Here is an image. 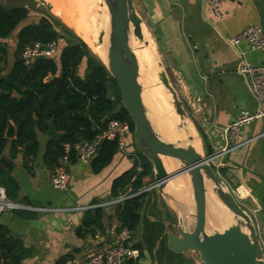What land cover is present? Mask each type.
<instances>
[{"label": "crops", "instance_id": "crops-1", "mask_svg": "<svg viewBox=\"0 0 264 264\" xmlns=\"http://www.w3.org/2000/svg\"><path fill=\"white\" fill-rule=\"evenodd\" d=\"M132 2L136 12L146 16L151 32L155 34L162 65L186 110L188 122L193 128L191 132L196 136L197 153L209 156L222 148H230L217 161V175L228 191L238 193L236 202L251 217L264 254V118L240 127V144L226 138L223 132L240 111L254 113L261 108L252 96L247 80L237 73L240 64L237 51L244 50L245 45L240 43L233 47L231 39L244 27L258 25L261 19L264 22V0H222L219 7L223 17L217 22L211 21L209 10L201 0ZM16 32L0 41L6 51V63L0 64V76L6 75L11 69ZM57 57L58 50L54 59L57 60ZM244 58L253 64L264 65V53L254 51L247 53ZM83 73L84 64H80L76 75L82 78ZM9 125L14 135V127L11 123ZM51 139L48 132L45 135L36 133V153L26 165L20 149L13 158H9L6 145L0 155L11 169L7 172L0 166L17 186L16 197L9 199L13 203L28 207L65 208L108 200L112 198L113 181L132 167L139 171L143 163L139 159L138 164L133 158L134 151L130 147L132 138H127L124 151H116L109 163L97 173L91 171L89 163L83 164L72 159L66 167L67 188L57 192L50 186L52 170L42 160L45 146ZM176 168L166 167L168 173ZM148 172L141 179L142 189L152 182L150 167ZM181 181L189 188L187 179ZM175 186L180 187L179 182L176 181ZM152 194L154 198L161 197L156 191ZM171 195L182 201L173 192ZM147 198L144 200L146 206ZM170 198L165 204L176 220L180 204L173 197ZM184 208L190 210L187 206ZM141 209H145L144 206ZM141 209L138 210L139 222L130 232V238L134 245L138 244L142 264H156L154 255L162 234L171 229L169 226L174 225L175 220L162 224L161 235L159 233L155 237L151 231L149 236H144L147 215L141 213ZM99 212L98 228L93 229L82 226L86 214H39L24 210L2 213L0 226L6 229L9 237L18 240L24 249L30 250L29 256L21 264H57L67 256L86 257L115 242L120 229L115 215L116 208ZM147 220L150 223L153 221L149 216ZM78 228L80 231L76 234ZM150 237L155 238L152 243ZM147 238L149 241H146Z\"/></svg>", "mask_w": 264, "mask_h": 264}, {"label": "trees", "instance_id": "trees-1", "mask_svg": "<svg viewBox=\"0 0 264 264\" xmlns=\"http://www.w3.org/2000/svg\"><path fill=\"white\" fill-rule=\"evenodd\" d=\"M27 15L28 11L22 6H0V41L17 31L11 69L6 75L0 76V155L6 145L9 158H13L20 149L26 165L36 153V133L47 134L51 122L54 131L62 136L51 139L46 144L42 160L53 171L61 154V145L80 140L81 130L85 128L84 117L91 123V135L101 131L109 119L126 123L131 130L132 126L119 105L115 84L105 67L87 49V45L78 39L73 43L62 39L45 17L41 16L37 22L32 23L27 21ZM53 41L58 42L57 60H38L30 67L22 65L19 54L24 46L33 42ZM5 58V46L0 42V64L6 63ZM81 63L84 64L82 78L76 75V69ZM104 119L106 120L103 121ZM9 123L14 127V135L10 140L5 138ZM115 152V141L101 143L89 162L91 171L97 173L109 163ZM138 155L143 162L139 171L132 167L115 179L112 184V198L117 197L126 186L129 187V195L142 189L141 179L149 174V165L139 153ZM70 159L72 161L73 156ZM0 187L4 189L8 199L13 200L16 197L17 186L1 166ZM147 196L146 192L140 193L124 200L116 208L115 215L120 228L133 231L139 222L138 210L145 206L144 200ZM99 218V210L87 212L82 226L86 229L98 228ZM161 229L162 226L152 225L147 220L144 222V236L153 231L156 237ZM153 239L155 238L150 237L151 243ZM147 240L149 241L148 238ZM134 246L139 249L138 244ZM156 251L171 255L162 241ZM29 254L30 250L24 249L18 240L9 237L6 229L0 226V263L21 264ZM62 261L63 259L59 260L57 264H62Z\"/></svg>", "mask_w": 264, "mask_h": 264}, {"label": "water", "instance_id": "water-1", "mask_svg": "<svg viewBox=\"0 0 264 264\" xmlns=\"http://www.w3.org/2000/svg\"><path fill=\"white\" fill-rule=\"evenodd\" d=\"M108 17V35L104 38V31L97 35L96 43L105 48V62L99 60L115 84L119 105L127 114L132 126L131 138L138 153L147 161L152 182L145 187V191L155 189L156 193L166 200L170 196L164 192L170 188L171 181L184 175L187 179L192 212L178 206L181 214H176V224L164 233L165 246L169 253L182 255L191 252L197 255L200 264H264V254L256 235V229L251 217L241 209L230 191L225 187L210 165L209 156H201L190 145L192 137H186L185 147L163 141L153 129L148 118L147 110L142 101V88L139 83V69L136 57L129 47V35L145 47L148 42L143 41L142 21L135 12L132 0H101ZM259 27L264 33V22L259 21ZM158 69L157 78L166 94L169 95L173 111L178 119L175 126L179 131L185 127L187 119L175 91L161 69V65L154 59ZM85 128L81 130V140H87L92 134L90 121L84 117ZM104 119L103 121H105ZM48 134L52 139H58L62 134L56 133L51 122ZM13 131L8 124L5 138L11 139ZM169 158L177 163V169L168 173L161 158ZM0 165L9 172L11 166L0 158ZM207 183L208 187H206ZM210 190L219 205L229 213L231 224L220 232L207 234L205 231L206 191ZM126 186L121 196L128 195ZM181 208L185 209L182 210ZM191 221V228L184 229L183 220ZM78 228L75 233L79 234Z\"/></svg>", "mask_w": 264, "mask_h": 264}, {"label": "built area", "instance_id": "built-area-1", "mask_svg": "<svg viewBox=\"0 0 264 264\" xmlns=\"http://www.w3.org/2000/svg\"><path fill=\"white\" fill-rule=\"evenodd\" d=\"M208 8L211 21H221L223 14L220 10V2L222 0H201ZM240 43L245 45L244 50L237 51L240 59V64L237 73L242 75L248 83L249 90L255 101L261 107L260 110L254 113L240 111L234 120L224 129V135L230 140H235L240 144L238 132L240 127L248 123L264 118V65L253 64L246 61L244 56L247 53L258 51L264 53V33L259 25H249L244 27L239 33L231 39L233 47ZM58 42L49 43L33 42L22 48L19 57L24 67H30L38 60L53 59L58 50ZM132 130L126 123H122L115 119L106 121L105 126L95 135H91L87 140H79L71 144L61 145V154L58 159L57 166L50 174V186L57 192H63L67 188V172L66 167L70 163V157L78 160L83 164L89 163L95 155L98 147L105 141H115L116 151L123 152L126 147V140L130 136ZM230 148H222L212 155H209L210 165L217 174V161ZM139 170V169H138ZM145 188L138 193L121 196L120 194L108 200L97 201L96 203L87 205H74L65 208L56 207H28L19 206L10 201L6 196L4 189L0 187V215L6 211L24 210L39 214H56V213H81L86 214L94 210H104L108 208H116L126 199L132 198L140 193H144ZM234 200L239 195L238 193L230 192ZM235 196V197H234ZM237 201H239L237 199ZM2 264V263H0ZM62 264H142L140 251L137 249L130 238V231L125 227L119 229L116 240L109 246H104L98 251L90 253L86 257H78L74 255L67 256L63 259Z\"/></svg>", "mask_w": 264, "mask_h": 264}, {"label": "bare ground", "instance_id": "bare-ground-1", "mask_svg": "<svg viewBox=\"0 0 264 264\" xmlns=\"http://www.w3.org/2000/svg\"><path fill=\"white\" fill-rule=\"evenodd\" d=\"M45 1L51 4V6L53 7V14H55L66 25L71 27L75 31V33L79 36V38L83 40V42L87 45V47L91 51L92 55H94L98 60L105 62V48L102 45L95 44L97 35L100 31H104L105 39L108 35V17H107L106 9L100 6L99 0H45ZM142 35H143V32H142ZM144 40L145 39H143V41ZM128 44H129L130 49L134 53L137 63H138L139 82L145 86V87L142 86L143 88H146L145 91H142L143 92L142 93L143 104L147 110L148 118L149 116L153 117V115H157L158 111L164 112L167 109V107L164 105V101L162 100V96H163V94L161 93L162 91L159 92L157 90L152 89V86L155 85L154 84L155 83L154 74L151 69L152 48L143 49L142 42L138 43L131 36V33L129 35ZM140 77H141V80H140ZM163 116H166V115L164 114ZM157 121H159V119H157ZM175 123H176L175 119L171 116V118L165 120L164 123L159 122L158 124L157 123L152 124V127L158 129V131H155V132L158 134V136L163 141L170 142V143H176V141L179 140L180 142L177 145L181 147H185L186 137L188 135L192 136L193 138H192V142L190 143V145H192L195 148V150L198 151L199 149L197 148V144H196L197 139H196L195 134L191 132L193 130L191 124H188L186 128L181 127V129L177 131L175 129ZM161 160H162L164 169L166 171L167 169H171L172 166L177 167V163L173 161L172 159L163 157L161 158ZM176 169L174 171H176ZM174 171H172V173ZM182 176H180V178L178 177L177 179H184V178L186 179L185 176L184 177ZM173 181H171L170 184ZM205 185L206 187H208L207 183H205ZM180 193L181 192H179V194ZM187 193H189V191ZM172 197L175 199L177 203L180 204V206L182 205L183 207H185V205H187L185 204L186 199L184 198L182 194L180 195L182 201L176 196H172ZM207 201L212 202L218 209L219 208L224 209L223 206L218 204V202L216 201L215 197L212 195L210 190L207 189L206 204H205L206 216H207V210H208ZM190 207L192 208V204ZM181 209L185 210L183 208ZM178 211H179V214H181V210H178ZM215 217H216V214H215ZM216 219H211L212 220L211 222L214 224L211 223L210 227L214 229L216 228L221 229L222 225L221 223L218 222L219 219L217 221ZM183 227L184 229L191 228V222H188L187 220L185 222V219H184ZM205 230H206V226H205ZM209 230L211 231V229ZM209 230L208 232H210Z\"/></svg>", "mask_w": 264, "mask_h": 264}, {"label": "rangeland", "instance_id": "rangeland-1", "mask_svg": "<svg viewBox=\"0 0 264 264\" xmlns=\"http://www.w3.org/2000/svg\"><path fill=\"white\" fill-rule=\"evenodd\" d=\"M136 1H138V0H136ZM0 3H2V5H0V6L6 7V8L7 7H12V6H22V7H24L28 11L27 21H30L32 23L37 22L38 18L41 17V16L45 17L51 23L53 29L60 35V37H62V39L68 40V42H72L73 43V42H76L77 39L79 41H81V42L83 41L81 38H79V36L75 33V31L71 27L66 25L55 14H53V7L51 6V4H49L45 0H0ZM99 3H100L101 7H104L101 4V0H99ZM134 9H135V7H134ZM135 12H136V9H135ZM136 14L138 15V17L142 21V32H143V36H144L143 39H145L144 41L149 43L148 44L149 47H145L143 45V42H142L143 49H151L152 48V55L155 56L154 59L160 63L161 69L163 70V72L165 73V75H166V77L168 79L167 72H166L164 66L162 65V61H161V57H160L161 55L159 53L160 48L157 45V40L155 39V34L151 32L150 27H149L150 25L146 21V16L141 14V13H139L138 11L136 12ZM137 42L139 43V41H137ZM95 44H97V43H95ZM87 49H89V48H87ZM151 59H152L151 69H152V72L154 74V79H155V83H154L155 85L152 86V89L157 90L159 92L162 91L161 92L163 94L162 100L164 101V105L167 107L166 110H168V111H166V110H165L166 112L165 111L164 112L163 111H161V112L158 111L157 115H153V117L149 116L150 123L152 122L151 125L155 124V123L158 124L159 122L160 123H164L165 120L171 118V116H172L175 119V122H176L175 126H176L178 124V119H177V116L175 115V113L173 111L170 97H169L168 94L165 93L164 88L161 86L160 82L158 81V78H157L158 69H157L155 63L153 62L154 60H153L152 56H151ZM154 71H155V73H154ZM140 80H141V77H140ZM168 82H169V79H168ZM169 84L172 87V89L174 90V88H173V86L171 85L170 82H169ZM140 85H141L142 91H145L146 88L142 87L144 85H142V83H140ZM182 109H183V111L185 113V116H186V119H187V122H186V125H185V128H186L188 126V124H190V123L188 122V117H187V114H186V110H185L183 105H182ZM164 114L166 116H163ZM167 114H169V115H167ZM157 119H159V121H157ZM153 129L155 131H158V129H156V128H153ZM188 136H190V135H188ZM128 138H131V134H130V136ZM130 145H131L130 147H132L133 151H134L133 154H132L133 158L136 160V162L138 164H140V160H139L140 158L138 157L139 155L137 153L138 151H137L136 147L134 146L133 141L130 142ZM176 181H177V183L179 182L180 187L175 186V182ZM176 181H173L171 184H169L170 188H165L164 191L166 192L168 197L169 196L172 197V195H171L172 192H173L174 195H177V196H180L182 194L184 196V198L186 199V204L187 205H185V207L187 206L190 209L189 211L192 212V208L190 207L192 203H191V201H190V199L188 197L190 195H189V193H187L189 191V188H187V186L185 185V183H183L181 181V179L176 180ZM181 183H183V184H181ZM174 189H176V190H174ZM178 189H180V192H181L180 194L178 193ZM153 191H155V189H152V190H149V191L146 192L148 194V196H147L148 197L147 198L148 206L145 205L146 207L144 206L145 209H141V210H143L141 213L144 212L147 216H149L153 220L151 222L152 225L163 226L162 224L165 223V222H167V223L173 222L175 220V218L170 214V211L167 208L168 206H166V204H165L166 198L165 197L164 198H161V197L154 198L153 194H152ZM167 201H168V199H167ZM207 205H208L207 206V209H208L207 210V216L205 214V219H206V223H205L206 230L205 231H206L207 234H211L214 231L220 232V231H222L223 229H225L226 227H228L231 224V220H230V218L228 216V211L225 208L224 209H220V208L218 209L212 202H208V201H207ZM215 214H216V217H215ZM147 216H146V220H147ZM140 218H141V216H140ZM211 219H216V221L219 219L218 222L221 223V225H222L221 229L220 228L219 229L218 228L214 229V228L210 227V224L212 223ZM187 221L191 222L189 220H187ZM174 222H175L174 223V225H175L176 224V220ZM185 222H186V220H185ZM147 223H150V222L147 220ZM212 224H214V223H212ZM147 225L148 224H146V226ZM134 229H135V227H134ZM153 229H154V226H153ZM169 229H170V226H169ZM209 229H211V231ZM208 230L210 232H208ZM165 232L166 231H164V233ZM164 233L162 234V229H161V231H160V235L162 234L161 241L165 245V235H164ZM164 251H165V249H164ZM171 255H168V254H166L163 251H162V253H158L156 251L155 255H154L155 256L154 258L156 260V264H200L197 255H195V254H193L191 252L184 253L182 255H173V254H171ZM175 256H177V257H175Z\"/></svg>", "mask_w": 264, "mask_h": 264}]
</instances>
